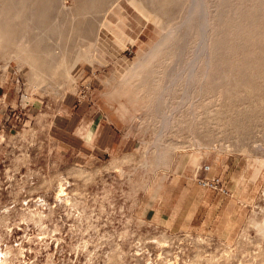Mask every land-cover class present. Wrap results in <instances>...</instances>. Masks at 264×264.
Wrapping results in <instances>:
<instances>
[{
  "label": "rangeland",
  "instance_id": "1",
  "mask_svg": "<svg viewBox=\"0 0 264 264\" xmlns=\"http://www.w3.org/2000/svg\"><path fill=\"white\" fill-rule=\"evenodd\" d=\"M245 1L209 0L217 8L213 14H225L227 31L213 42L215 64L203 84L198 68L192 95L203 89L204 98L196 103L195 116L188 106H175L181 81L165 91V102L158 101L173 62L161 66L160 82L150 89L137 87L131 74L143 67L141 56L161 32L130 0H99L88 9L85 37L71 43L93 44L97 58L78 62L71 76L58 67L44 71L41 80L36 76L41 73L25 63L22 53L42 35L37 30L22 27L0 41V264H264V232L257 229L264 224V0H251L254 6ZM213 24L217 27V18ZM68 27L62 14L51 12L47 29L64 33L45 42L60 64L63 57L64 64L71 61L58 46L69 35ZM191 36L187 43L171 46L176 66L192 55L198 42ZM32 58L40 67L49 61L39 54ZM242 58L251 60L248 67ZM29 79L36 89L28 87ZM216 79L220 94L211 91ZM72 101L99 108L127 140L125 147L99 159L65 153L49 125L62 105ZM164 112L172 120L159 136ZM194 136L211 147L193 154ZM155 139L166 144L160 147V162L152 148ZM214 179L215 187L199 183ZM186 180L212 192L200 198L210 205V222L176 230L157 224L159 210L154 220L147 210L162 202L177 181Z\"/></svg>",
  "mask_w": 264,
  "mask_h": 264
},
{
  "label": "bare ground",
  "instance_id": "2",
  "mask_svg": "<svg viewBox=\"0 0 264 264\" xmlns=\"http://www.w3.org/2000/svg\"><path fill=\"white\" fill-rule=\"evenodd\" d=\"M98 1L99 0H74L75 4L68 7V6L64 5L63 0H0V41L3 39H6V38L13 37L14 34H16L17 30H19L22 27H27V28L32 29V30H37L40 33H42V35L40 38L36 37L37 39H35L33 41V47L32 48L27 49L25 54L22 53L23 60L25 61V63H27L30 66V68L33 72L41 73V74L36 73L37 74L36 76L40 77V79H41L42 73H44V71H46V70L50 71V70L58 68V67H62L63 71L67 72L70 75L71 69L78 62H81L83 60H87L88 62H92L95 59V57L97 58V56L92 52V49H91L93 44L91 45L90 43L82 42L81 45L79 46V43H71V42L81 41L79 39L74 40L73 38H78V37L84 38L85 37V35L88 31L87 27L83 26V22L85 20V15H86L88 9L94 7L98 3ZM217 1H219V0H217ZM247 1L249 3V6L253 5L251 0H247ZM239 2H240V0H239ZM244 2L246 3L245 0H244ZM130 3L136 8L138 13L143 18L146 19V21L153 22L157 26V29H159L161 32L159 39L157 38V41L154 43V45L149 48V50L146 52L145 55L141 56V57H143L142 63H141L143 65V67L141 69H138V70L135 69L136 70V71L134 70L135 73L131 74L135 78V82H136L137 87H139L140 89H145V90L150 89L152 86H154V84H156V82H160V81H157V79H158L157 77H159V74L162 72L161 66H163L164 64H167L168 62H169V64H171L173 62L174 68H172L171 72L168 73L169 75L167 78L166 87L160 89V91H159V97L157 96L158 101L163 100L162 98H164L163 96L165 94V91H167V89L170 90L171 88H173V85L176 82L181 81L183 83V86L181 85L182 88L180 90L181 95H180L179 99H177L175 106L178 107V109H180V105H186L189 108L190 115L195 116L196 112H197L196 110H198L197 109L198 108V106H197L198 101L200 98H204V97H201V95H203V89L200 90V92L196 96L192 95V89H193V87H195L194 85L198 82L197 81V79H198L197 71H198V68H201L203 70L202 79H201V81L199 80L200 83L202 82L201 84H203L205 78L207 77L209 71L212 68V65L215 64V63H213L214 57H212L213 55L211 53L213 42H218V38L225 37V32L227 31L225 14H223L222 12H220L218 14H213L212 8L215 7L216 5L215 6L213 5L211 7L209 0H130ZM257 3L258 2L256 0V4ZM262 4H264V3H262ZM244 6H247V4H245ZM216 9L217 8L215 7L214 10H216ZM254 10H255V8H254ZM52 11H56L57 15L62 14L64 16V23L66 22L67 24H69V27H68L69 35H65V40L63 42L58 43V46L63 48L64 54L68 57H71V61L69 64L63 63L64 57L61 59L62 63L61 64L58 63L57 62L58 60L54 56V50H51L47 46V43L45 42L51 36H55V35L64 33V32H59L57 28H53V29H49V30L47 29V26L50 23V16H51ZM261 11H263V10H261ZM215 18H217V21H218L217 27H215L213 24V21ZM239 28L245 29L246 27H244L243 25L241 27V22H240ZM191 34L194 35V37L196 38V42H198V43L196 44L194 42L196 45L193 48L192 55L191 56L188 55V56H190V58L181 64H177V66H176L175 64H176L177 59L173 55V50L171 49V46L173 44H175L176 42H180V43L186 42L187 43V40L189 39L188 37L191 36ZM231 34H233V32H231L230 35ZM259 35H260V33H259ZM192 40H194V39H192ZM221 43H222V41L220 42V44ZM236 43L237 42L233 43V45H236ZM241 43L243 44V42H241ZM251 43H253V42L251 41L250 44ZM238 46H240V45H238ZM61 53L63 54L62 49H61ZM14 54H16V53H14ZM34 54L43 55V57L44 56L49 57V61L46 62V64H44V66L40 67L39 65L35 64V61L32 58V56ZM263 54H264V52H263ZM257 55H258V52H257ZM260 55L261 54H259V56ZM13 56L15 57L16 61L21 60V55L16 54ZM238 56H239V58H241L240 57L241 55L238 54ZM225 58H224V60H225ZM254 58H255V56H254ZM261 58H262V56H261ZM248 59H250V58H248ZM257 59L259 60V58H257ZM241 60H239V61H241ZM214 61H215V59H214ZM219 61H221V59L218 60V62ZM243 61H244V59H243ZM245 61L243 64H245ZM248 61H251V60H247L246 64L248 63ZM226 63L227 62H225L224 64L227 65ZM241 63H242V61H241ZM257 63H259V62H257ZM257 63H256V68L259 67V66H257ZM261 64H259V65H261ZM138 65H140V64H138ZM216 65L218 66L217 63H216ZM250 65H252V64H250ZM221 66H224V65H221ZM236 67H235V70L237 69ZM247 67H248V64H247ZM250 67H252V66H250ZM219 68H221V67H219ZM257 70L258 69H256L255 71H257ZM249 71H252V70H249ZM263 71H264V69H263ZM253 73H257V72H254V70H253ZM30 77H32V76H30ZM228 77L229 76H227V78ZM221 78L222 77H220V79ZM227 78H226V80H227ZM218 79L213 80L215 84H213V85L211 84V86H212L211 91L212 90L216 91V90L220 89L221 84H219ZM230 79H232V78H230ZM230 79H229V81H230ZM237 79H235L236 80L235 83L238 82ZM30 80L31 79H29L28 81H30ZM42 82H44V81H42ZM263 82H264V80H263ZM226 84L230 85L229 83H226ZM39 85L40 84H38V86ZM28 87L36 89V85L32 82V80H31L30 85H28ZM202 87H204V85H202ZM231 87H232V85H231ZM238 88H239V86H238ZM222 89H223V87H222ZM225 89L226 88H224V92H227V91H225ZM220 90L218 91L219 94H220V92L223 91V90L222 91H220ZM232 90L234 91V89H232ZM230 94L232 95L233 93H230ZM230 94L229 95L227 94V95L230 96ZM235 94H236V91H235ZM240 95H241V93H240ZM243 96L241 99L244 98ZM238 97H239V95H238ZM236 99H238V98H236ZM246 99H247V97L244 99V101ZM200 100H203V99H200ZM228 100H231V98H229ZM247 100H249V99H247ZM155 101H157V100H155ZM221 101H224V99H222ZM163 102H165V99L163 100ZM163 102H161V103H163ZM203 104H205V103H203ZM224 104H225V102H224ZM161 111H163V110H161ZM171 116L172 115L169 114L168 112L161 113V115H160V128H159V132H158L159 136L161 135L162 131L169 124H171L170 123L171 122L170 119L172 120ZM195 120H196V117H195ZM161 145H163V144H160L159 140L155 139V142L153 143L152 148H154L153 152H154L156 162H160V160H162V158H163L162 153H161V149H160ZM164 145H166V144H164ZM167 145H170V144H167ZM165 147H167V146H165ZM170 147L173 148L175 146H170ZM209 147H211L209 144H202L200 142L199 137H195V136L193 137V139H192V148H193L192 152H193V154L198 155V154L202 153L204 148H209ZM151 152H152V150H151ZM248 157L249 156L247 155V158ZM146 164H147V160L144 161L143 165H146ZM79 173H80V175L83 174L84 178L87 177V179H88V176L85 177V171L79 169ZM89 177H91V176H89ZM61 194H62V190L60 188V190H58V192H57V196H60ZM257 229L263 233L264 232V224L259 225L257 227Z\"/></svg>",
  "mask_w": 264,
  "mask_h": 264
},
{
  "label": "crops",
  "instance_id": "3",
  "mask_svg": "<svg viewBox=\"0 0 264 264\" xmlns=\"http://www.w3.org/2000/svg\"><path fill=\"white\" fill-rule=\"evenodd\" d=\"M99 111L95 105L88 107V104L73 101L64 103L61 112L50 121L51 137L65 153L81 159H99L109 152L122 150L127 140L118 134L115 124ZM179 181L163 193L162 202L147 212L152 210L151 219L154 220L159 210L156 223L168 229L189 228L193 224L205 227L211 219L206 212L210 205L200 198L212 192L187 180L183 184Z\"/></svg>",
  "mask_w": 264,
  "mask_h": 264
},
{
  "label": "built area",
  "instance_id": "4",
  "mask_svg": "<svg viewBox=\"0 0 264 264\" xmlns=\"http://www.w3.org/2000/svg\"><path fill=\"white\" fill-rule=\"evenodd\" d=\"M200 183V185L201 186H213V187H215L217 184H218V180L217 179H214V180H212V181H201V182H199Z\"/></svg>",
  "mask_w": 264,
  "mask_h": 264
}]
</instances>
